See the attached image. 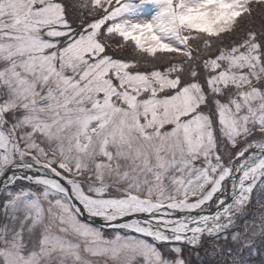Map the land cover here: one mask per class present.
I'll return each mask as SVG.
<instances>
[{
	"label": "snow or ice",
	"instance_id": "1",
	"mask_svg": "<svg viewBox=\"0 0 264 264\" xmlns=\"http://www.w3.org/2000/svg\"><path fill=\"white\" fill-rule=\"evenodd\" d=\"M0 264H264V0H0Z\"/></svg>",
	"mask_w": 264,
	"mask_h": 264
}]
</instances>
